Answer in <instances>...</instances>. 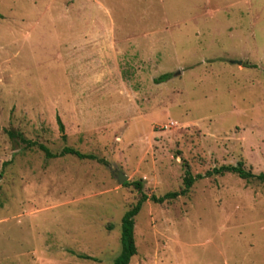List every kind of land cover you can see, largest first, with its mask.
<instances>
[{"label": "rangeland", "instance_id": "obj_1", "mask_svg": "<svg viewBox=\"0 0 264 264\" xmlns=\"http://www.w3.org/2000/svg\"><path fill=\"white\" fill-rule=\"evenodd\" d=\"M238 163L264 174V0H0V264H112L131 184L186 170L129 264H264V182L206 176Z\"/></svg>", "mask_w": 264, "mask_h": 264}, {"label": "trees", "instance_id": "obj_2", "mask_svg": "<svg viewBox=\"0 0 264 264\" xmlns=\"http://www.w3.org/2000/svg\"><path fill=\"white\" fill-rule=\"evenodd\" d=\"M169 78V75H163L162 77L158 78L157 82L165 81ZM58 126L61 132H63V126L57 117ZM8 136L11 138H18L21 142L25 143L29 148H38L40 151H44L46 157H62L64 155L70 154L73 155L80 160L88 159V160H95L93 155L88 154H81L77 151L71 150L67 147H64L60 153L52 154L50 153L44 146L38 145L33 141L25 140L22 134L8 131ZM24 138V139H23ZM62 140H65V136H61ZM30 149V150H31ZM225 174H233L236 175L238 178L246 181L250 180H257L259 182H264V174L253 175L251 172L246 171L243 168L241 163H238L236 166H221L219 168L213 169L211 172L206 173V176L217 175L223 176ZM197 178H201L200 175L193 177L188 170L185 171V175L182 182V189L178 192L167 193L162 198L156 199L155 197H147L145 194L142 193V186L139 182H134L131 185L137 190L139 197L135 204L128 209L122 219H121V232H120V243L121 249L119 254L115 257L112 264H129L132 257L136 255V247L134 242V219L138 215L139 211L141 210L143 204L151 200L154 203H162L164 200H174L179 196H185L191 189L192 185L194 184ZM128 185V184H126ZM80 259H89L86 256H79Z\"/></svg>", "mask_w": 264, "mask_h": 264}, {"label": "water", "instance_id": "obj_3", "mask_svg": "<svg viewBox=\"0 0 264 264\" xmlns=\"http://www.w3.org/2000/svg\"><path fill=\"white\" fill-rule=\"evenodd\" d=\"M238 64L240 65L241 63L239 62ZM112 175L116 178L118 184L120 185H122L127 180V177L121 172H113Z\"/></svg>", "mask_w": 264, "mask_h": 264}]
</instances>
